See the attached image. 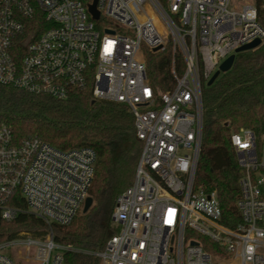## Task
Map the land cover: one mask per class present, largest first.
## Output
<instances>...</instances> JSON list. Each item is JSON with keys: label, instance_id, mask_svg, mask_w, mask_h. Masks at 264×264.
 <instances>
[{"label": "built area", "instance_id": "built-area-1", "mask_svg": "<svg viewBox=\"0 0 264 264\" xmlns=\"http://www.w3.org/2000/svg\"><path fill=\"white\" fill-rule=\"evenodd\" d=\"M0 0V84L67 98L123 102L143 142L133 183L116 199L118 231L99 264H264L263 129L230 135L241 168L240 220L228 225L216 191L196 185L203 141V85L236 49L264 42V0ZM37 27H42L37 34ZM171 41L174 86L157 92L147 52ZM90 146L62 149L0 125V223L22 213L46 232L0 239V264H64L70 245L55 239L84 208L95 176Z\"/></svg>", "mask_w": 264, "mask_h": 264}, {"label": "trees", "instance_id": "trees-1", "mask_svg": "<svg viewBox=\"0 0 264 264\" xmlns=\"http://www.w3.org/2000/svg\"><path fill=\"white\" fill-rule=\"evenodd\" d=\"M42 27H37L38 34ZM173 63L185 67L181 52L169 41L160 51L147 52V72L157 92L174 86ZM203 141L195 176L196 185L216 191L222 220L236 225L240 220L236 202L240 195L241 168L230 142L241 127L258 134L263 129L264 42L236 53L232 67L211 84L203 85ZM12 126L14 135L39 136L68 149L90 146L97 153L93 204L78 213L71 224L55 226V239L71 248L64 264H99L100 258L78 250H102L117 231L113 210L117 196L134 181L143 142L138 138L134 114L123 102L99 100L91 88L75 89L64 99L31 93L0 84V125ZM43 236L42 219L22 213L12 222L0 223V239L18 231Z\"/></svg>", "mask_w": 264, "mask_h": 264}, {"label": "water", "instance_id": "water-1", "mask_svg": "<svg viewBox=\"0 0 264 264\" xmlns=\"http://www.w3.org/2000/svg\"><path fill=\"white\" fill-rule=\"evenodd\" d=\"M90 10H91V13L93 15V18L94 19H98L99 16H100V13H99V11L96 8V0L91 5V9ZM260 44H261V39H256V40H254V41H252L250 43H247V44L237 48L236 49V53L240 52V51L248 50V49H253V48L257 47ZM160 48L161 47H156L155 51L159 50ZM236 53L230 55L228 58H226L220 64L219 68L214 72V74L211 76V78L207 81V85H211L222 72L228 71L232 67V65H233V63L235 61ZM92 204H93V197L90 195V196L87 197V199L85 201L83 211L86 212L91 207Z\"/></svg>", "mask_w": 264, "mask_h": 264}]
</instances>
